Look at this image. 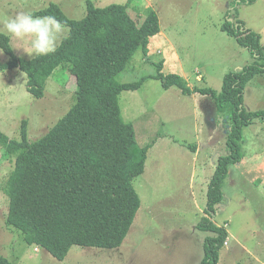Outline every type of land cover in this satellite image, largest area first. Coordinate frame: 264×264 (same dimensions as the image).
Wrapping results in <instances>:
<instances>
[{
  "label": "rangeland",
  "instance_id": "rangeland-1",
  "mask_svg": "<svg viewBox=\"0 0 264 264\" xmlns=\"http://www.w3.org/2000/svg\"><path fill=\"white\" fill-rule=\"evenodd\" d=\"M87 0H0V32L9 38L18 58L30 59L54 49L68 28L32 13L56 5L69 19L86 13ZM94 7L127 4L137 24L146 10L158 17L160 33L149 39L147 51L137 49L116 80L129 83L155 74L183 77L190 88L219 92L222 79L254 61L247 48L220 30L239 20L258 34L264 47V0H89ZM9 55L0 49V64ZM75 78L60 65L47 79L41 98L26 88L20 70L0 71V131L20 139L26 121L27 139L45 135L75 102ZM124 122L134 127L140 147L150 146L144 171L133 182L140 207L116 249L73 246L63 260L42 248L27 245L20 231L6 224L9 200L4 185L14 158L0 147V254L12 264H198L210 231L197 228L208 218L227 237L217 264H264V119L243 128L241 161L230 165L221 184L222 200L211 217L205 214L207 190L216 160L228 154L226 126L215 120L209 96L183 95L179 88L164 89L147 79L136 91L118 98ZM246 112L264 111V73L249 81L243 94Z\"/></svg>",
  "mask_w": 264,
  "mask_h": 264
},
{
  "label": "trees",
  "instance_id": "trees-1",
  "mask_svg": "<svg viewBox=\"0 0 264 264\" xmlns=\"http://www.w3.org/2000/svg\"><path fill=\"white\" fill-rule=\"evenodd\" d=\"M253 0H244L240 3ZM127 4L94 7L86 1V13L69 19L56 5L35 11L68 28L67 35L52 50L30 59L14 55L9 38L0 32V49L9 60L0 71L17 69L26 74L27 91L41 98L47 79L60 65L75 78V102L55 125L34 142L27 139L26 121L20 139L0 131L4 155L14 158V167L4 185L9 200L6 224L21 232L27 245L42 248L63 260L73 246L116 249L125 239L140 200L133 180L144 171L149 145L140 147L134 127L123 121L118 103L123 91H136L149 78L164 89L179 88L183 95L209 96L215 120L225 124L228 154L216 160L208 184L205 214H213L222 200L221 184L228 167L239 163L242 130L264 111L246 112L242 106L246 84L264 73V47L255 32L243 24L225 21L220 30L247 48L254 61L238 72L224 75L219 92L190 88L177 74L157 72L129 83L116 80L137 49L147 51L149 39L160 33L157 14L147 9L141 24L129 15ZM213 236L203 243L198 264H217L227 233L204 217L197 225ZM0 264H12L0 254Z\"/></svg>",
  "mask_w": 264,
  "mask_h": 264
},
{
  "label": "built area",
  "instance_id": "built-area-1",
  "mask_svg": "<svg viewBox=\"0 0 264 264\" xmlns=\"http://www.w3.org/2000/svg\"><path fill=\"white\" fill-rule=\"evenodd\" d=\"M225 244V243H224Z\"/></svg>",
  "mask_w": 264,
  "mask_h": 264
},
{
  "label": "crops",
  "instance_id": "crops-1",
  "mask_svg": "<svg viewBox=\"0 0 264 264\" xmlns=\"http://www.w3.org/2000/svg\"><path fill=\"white\" fill-rule=\"evenodd\" d=\"M215 113V112H214Z\"/></svg>",
  "mask_w": 264,
  "mask_h": 264
}]
</instances>
